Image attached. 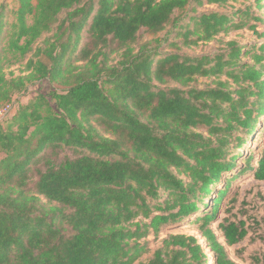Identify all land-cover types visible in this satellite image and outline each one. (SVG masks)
Wrapping results in <instances>:
<instances>
[{"label": "trees", "instance_id": "obj_1", "mask_svg": "<svg viewBox=\"0 0 264 264\" xmlns=\"http://www.w3.org/2000/svg\"><path fill=\"white\" fill-rule=\"evenodd\" d=\"M17 1L9 49L25 55L44 33L54 34L37 49L49 62L32 58L29 73L13 79L0 46V107L29 82L65 88L52 92L55 107L39 95L19 106L9 126L0 122V264H135L148 251L142 239L196 213L212 264H239L209 224L241 173L264 181V142L255 159L235 150L248 142L244 134L264 131V42L230 40L214 57L163 54L156 39L138 42L142 29L163 31L177 9L228 0ZM258 7L255 19L264 23L260 0ZM241 13L191 15L180 26L183 43L242 28L251 12ZM6 24L3 7L0 41ZM197 76L215 77V85L195 87ZM240 157L245 167L200 214ZM218 228L228 245L248 234L243 219L224 218ZM206 259L197 236L176 233L144 264Z\"/></svg>", "mask_w": 264, "mask_h": 264}, {"label": "rangeland", "instance_id": "obj_2", "mask_svg": "<svg viewBox=\"0 0 264 264\" xmlns=\"http://www.w3.org/2000/svg\"><path fill=\"white\" fill-rule=\"evenodd\" d=\"M261 4H264V0H260ZM259 0H228L226 4L219 6L218 4H206L197 7L196 11H193L194 3H191L184 9H177L173 15V19L166 26V28L157 33L151 34L147 30L142 29L139 32V43L156 39L152 43V46L159 48L162 53L167 52H179L192 56L208 55L214 57L216 54L223 52L226 49V43L230 40H237L241 45L246 47H253L264 42V36L260 35L264 31V23L261 20L255 19L260 15ZM34 5L37 4V0H33ZM5 9L7 24L5 25V31L0 41L2 47V62L4 67L5 76L7 79H13L19 76H25L29 73L27 64L30 59L43 60L49 62L44 55L38 54L37 49L44 48L48 45L47 39L52 37L54 30L44 33L34 44L33 49L22 55L19 52H14L8 47L9 32L11 30L13 22L16 20L15 11L18 8L17 0H0V8ZM245 9H249L251 12V18L248 24L239 29H232L228 33H220L210 40L200 41L197 45H185L183 43V36L180 34L181 24L188 22L189 17L193 14H198L204 11H221L229 12L231 15H241ZM64 12L60 14V18L64 16ZM29 23H32V19H28ZM160 45V46H159ZM113 62H117L120 59L119 55L114 54ZM243 61H251V57H243ZM225 79V76L222 77ZM215 77H203L197 76V78L191 83L198 88H205L207 86H214L213 80ZM64 86L58 82L50 81L49 79H41L38 81L29 82L27 88L15 92L10 100L3 102L0 108H5L8 104L11 105L12 111L6 117V121L3 123L5 127L11 124V118L16 113L17 109L22 104H27L34 100L39 95H44L52 105L55 107V101L52 99L51 94L53 91H62ZM263 121L264 118L261 117ZM263 126V125H262ZM243 137L248 138V142H244L241 146L235 147L238 152H243L245 158L251 154L254 155V159L260 153V146L264 142V131H261V127H258L252 136L244 134ZM235 142L231 143V147L234 148ZM255 164V160L252 161ZM245 167V162L242 157L237 160V167L230 171L227 175H224L221 183L215 187V192L208 197H205L202 203L200 214L205 210L211 212L214 206V198L218 194V190L223 189L226 185V179L232 178L234 174H237L240 169ZM264 181L254 178L252 172L245 171L241 173L237 179L232 181L228 194L223 198L220 205V209L216 215V218L210 222L209 227L212 228L219 241L225 246L227 253L231 259L239 264H264L261 261L264 254ZM198 213V214H199ZM197 213L188 217L187 219L162 227L158 235L153 232L147 237L142 239V242L147 243L148 251L143 253L142 256L135 262V264H144L152 257L154 250L161 245L162 239L169 234L182 233L187 235H195L198 237L200 243L203 244L204 252L206 254L207 264H212L214 253L207 247L205 239L202 238V223L194 221ZM246 221V227L248 228L247 236L240 242L234 245H228L225 239L222 237V232L218 228V224L224 219ZM260 259V260H257Z\"/></svg>", "mask_w": 264, "mask_h": 264}, {"label": "built area", "instance_id": "obj_3", "mask_svg": "<svg viewBox=\"0 0 264 264\" xmlns=\"http://www.w3.org/2000/svg\"><path fill=\"white\" fill-rule=\"evenodd\" d=\"M12 111V107L8 104L5 108H0V122L6 118L9 113Z\"/></svg>", "mask_w": 264, "mask_h": 264}]
</instances>
